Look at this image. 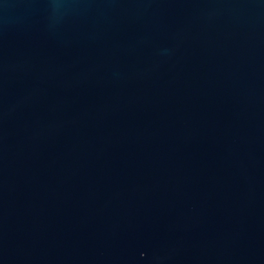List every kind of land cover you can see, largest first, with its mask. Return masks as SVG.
Here are the masks:
<instances>
[{
  "label": "water",
  "instance_id": "obj_1",
  "mask_svg": "<svg viewBox=\"0 0 264 264\" xmlns=\"http://www.w3.org/2000/svg\"><path fill=\"white\" fill-rule=\"evenodd\" d=\"M0 264H264V0H0Z\"/></svg>",
  "mask_w": 264,
  "mask_h": 264
}]
</instances>
